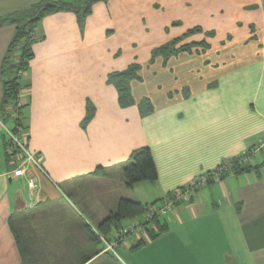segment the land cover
Returning <instances> with one entry per match:
<instances>
[{
  "label": "crops",
  "instance_id": "0c3cea01",
  "mask_svg": "<svg viewBox=\"0 0 264 264\" xmlns=\"http://www.w3.org/2000/svg\"><path fill=\"white\" fill-rule=\"evenodd\" d=\"M43 1L76 10L55 11L37 23L32 58L18 79L25 106L14 119L13 108L2 109L4 83L12 78L4 63L16 27L9 21ZM86 2L0 0V264L23 263L10 225L20 212L64 204V195L69 211L99 236L121 200L143 207L165 202L244 155L248 172L195 189L188 203L173 207V220L160 222L167 230L172 222L208 230L215 254L226 250L242 264H264V0H100L84 14ZM175 41L177 50L189 51L154 54ZM19 59L15 51L7 62ZM131 67L137 68V78L128 81L134 104L123 108L114 76ZM143 100L151 108L146 115L138 107ZM15 123L39 158L27 175L36 184L32 200L27 177H11L14 166L4 151ZM142 148L151 152L157 180L128 189L123 170ZM79 194L94 207H81ZM100 256L95 248L79 264ZM59 258L52 252L45 263Z\"/></svg>",
  "mask_w": 264,
  "mask_h": 264
},
{
  "label": "rangeland",
  "instance_id": "374dc122",
  "mask_svg": "<svg viewBox=\"0 0 264 264\" xmlns=\"http://www.w3.org/2000/svg\"><path fill=\"white\" fill-rule=\"evenodd\" d=\"M107 181L104 179L102 182L107 183ZM95 196L96 194L93 198ZM88 197V195L79 194V199L85 202V206L81 207L89 206V209H92L94 204L89 203L93 199ZM61 202L68 204L69 200L63 195ZM112 202L113 197H108L104 204L107 212L111 210ZM64 204H60V202L49 203L38 209L20 212L12 218L20 237V244L29 251L28 261H41L39 264H46V261L50 263L52 260L45 259V257L53 252L54 256H61L58 259V264H79L82 261L81 257L91 255L93 250L98 248L101 256L91 264H233V262L234 264H242L232 254H229L231 257L226 256L224 254L226 250L215 254L217 250H212L207 229V231L199 230L197 226L188 229L191 225L180 227L174 222L169 224V229L165 233L159 234L153 241H151L153 238L150 239L149 237L147 241L136 245L138 247L143 245L139 249H135V246H129L124 249H117L115 254L103 251V244L98 237L93 233L89 234L87 231L88 228L92 229L84 225L85 220L82 217L76 219ZM81 207L79 209L84 211ZM172 211L165 218L170 219L172 217L173 220ZM75 212L78 213L79 211L74 210ZM94 212L96 213V210ZM132 221L125 222L124 226ZM175 221L177 224L178 221ZM115 232L116 230H112L109 235ZM158 232L159 227L157 226L156 234ZM102 237L105 238V236ZM93 239L96 241L94 245L89 242ZM31 252L40 260L33 257ZM80 252L81 254H79ZM77 255H79L80 260L76 257Z\"/></svg>",
  "mask_w": 264,
  "mask_h": 264
},
{
  "label": "trees",
  "instance_id": "16d2710c",
  "mask_svg": "<svg viewBox=\"0 0 264 264\" xmlns=\"http://www.w3.org/2000/svg\"><path fill=\"white\" fill-rule=\"evenodd\" d=\"M100 1V0H87L86 5L83 10L84 14L88 13V6L92 3ZM75 11L76 8L70 4L66 3H51L47 1H43L39 5L33 7L31 11L23 13L17 18L13 19L11 18L9 23L15 25V33L13 35V38L9 44L8 50H7V57L4 60L5 68L9 71V73L12 74V78L10 81L4 83L3 88V112L5 108H14L15 104L19 98V83L18 79L21 78V75L23 72H26L28 68V64L31 56L30 51V45L33 39V33L34 29L39 22V20L52 12L55 11ZM176 41L171 43L170 45L160 48L154 52L155 55H162L165 58L170 57L171 55H175L176 53L180 51H189V47H182L180 50H177L175 48ZM20 52V59L17 63H8L7 60L9 59V56L15 52ZM4 66V65H3ZM8 66V69L7 67ZM137 68L131 67L126 72L115 75L114 78H119V81L115 82V86L118 90L119 94V105L121 107H128L134 104V101L131 97L128 81L130 79H136V70ZM148 106V107H147ZM141 115H146L151 111V108L148 105V102L146 100L141 101V103L138 105ZM15 113V112H14ZM18 112H16L17 114ZM6 116H10L8 113H6ZM16 119V118H15ZM18 123V120L16 121ZM13 132L17 131L20 124L16 125ZM7 149V143H5L4 151ZM248 155V154H247ZM247 157L246 155L240 156L238 158L233 159L231 162L227 164H223L215 169V171L212 172H218L217 180H220L221 178L225 177L227 174L233 173V174H240V173H246L250 170V167L247 166V164H240V161ZM7 162L10 163L11 160L10 156H6ZM212 172H209L206 174V184L210 182H213L215 180L214 176H212ZM123 178L125 181V186L128 189H131L135 184H138L140 182H155L157 180V171L152 159L151 152L148 148H142L138 151H135L131 157H130V164L124 168L123 170ZM145 207H143L141 204L128 201V200H121L118 203L117 209L115 213L108 216L99 226L98 233L102 236H105V238H108L109 232L111 230H119L120 227H123L125 225V222H128L129 220H134L142 215L144 212ZM11 230L13 231L17 243L19 244V253L20 258L22 260V264L31 263L32 261H28V253L26 250H24L20 243H19V234L14 226L13 220L10 222ZM159 227L158 234L150 233V239L153 241L155 238L159 236V234H163L166 232L167 228L166 225L161 224V222L156 223V227ZM149 239V240H150ZM143 246V245H142ZM141 245L135 246V249H139L142 247ZM137 247V248H136ZM86 263V262H85Z\"/></svg>",
  "mask_w": 264,
  "mask_h": 264
},
{
  "label": "built area",
  "instance_id": "2783aa9c",
  "mask_svg": "<svg viewBox=\"0 0 264 264\" xmlns=\"http://www.w3.org/2000/svg\"><path fill=\"white\" fill-rule=\"evenodd\" d=\"M24 106L25 99L19 97L13 108L12 118L15 119L17 115L16 112ZM19 135L18 132H8L6 152L11 158V164L14 166L11 172V177L15 180H23L27 177L26 193L29 200H32V194L36 188V184L34 178L28 177L27 175L31 168L39 167V158L28 150L27 140ZM246 158L247 157L243 158L240 161V164H245L247 162ZM217 175L218 172H212L214 178H217ZM206 181V175L192 180L186 188H180L173 191L171 199L165 202L153 203L145 206V210L140 217L130 222L127 226L120 228L110 237L104 238L100 235L97 236L104 245L105 251L115 254L117 249L136 246L147 241L150 233H157L156 223L165 218L175 205L188 203L191 197V191L205 185Z\"/></svg>",
  "mask_w": 264,
  "mask_h": 264
}]
</instances>
